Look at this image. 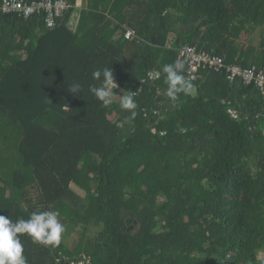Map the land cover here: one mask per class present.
<instances>
[{
  "label": "trees",
  "instance_id": "trees-1",
  "mask_svg": "<svg viewBox=\"0 0 264 264\" xmlns=\"http://www.w3.org/2000/svg\"><path fill=\"white\" fill-rule=\"evenodd\" d=\"M65 1L54 29L0 15V215L65 228L21 234L27 264H264V97L204 70L172 100L164 72L182 45L264 70V0ZM105 67L134 117L89 92Z\"/></svg>",
  "mask_w": 264,
  "mask_h": 264
},
{
  "label": "clouds",
  "instance_id": "clouds-1",
  "mask_svg": "<svg viewBox=\"0 0 264 264\" xmlns=\"http://www.w3.org/2000/svg\"><path fill=\"white\" fill-rule=\"evenodd\" d=\"M182 69V62L164 66V72L167 73V95L172 100L177 98L178 93L187 94L192 89L191 82L181 74ZM92 78L100 82L99 86L92 85L89 87V92L98 101L108 106L113 103L115 96H119L120 108L129 111L133 117L136 115L134 110L137 108V104L132 92L127 95L124 93L117 95L114 91L117 88V83L112 68L96 69L92 72ZM78 92H80V85L74 84L71 93L76 94ZM58 216L59 213L56 211L33 212L29 219H19L13 223L8 217L0 215V264H27L23 244L19 238L21 234H27L33 242L43 245H59L65 228L59 222Z\"/></svg>",
  "mask_w": 264,
  "mask_h": 264
},
{
  "label": "built area",
  "instance_id": "built-area-1",
  "mask_svg": "<svg viewBox=\"0 0 264 264\" xmlns=\"http://www.w3.org/2000/svg\"><path fill=\"white\" fill-rule=\"evenodd\" d=\"M69 8L65 0H39L37 2L25 3L23 0H2L0 1V15H14L18 19H30L42 16L48 29L56 27L58 20ZM133 32L128 31L127 39L133 37ZM172 49V42L167 44ZM177 50L178 59L185 69V79L191 83L200 77V72L208 70L214 73L225 74L226 80L230 83L240 82L243 86H254L259 94L264 97V70L256 67L243 68L237 65H226L216 55L203 50H197L189 45H182ZM157 78L158 73L151 78ZM231 118L237 119L238 114L234 110H227Z\"/></svg>",
  "mask_w": 264,
  "mask_h": 264
},
{
  "label": "rangeland",
  "instance_id": "rangeland-1",
  "mask_svg": "<svg viewBox=\"0 0 264 264\" xmlns=\"http://www.w3.org/2000/svg\"><path fill=\"white\" fill-rule=\"evenodd\" d=\"M240 42L243 45L252 44L258 49H261V48L264 49V28H257L249 34L242 35ZM116 94L122 95L120 91L116 92ZM115 98L116 100L120 101L119 96H115ZM75 192L79 195H82L81 193L76 191V189H75ZM68 247L71 249L72 253H80L81 251V243L78 242V239L76 236H72L68 240Z\"/></svg>",
  "mask_w": 264,
  "mask_h": 264
},
{
  "label": "crops",
  "instance_id": "crops-1",
  "mask_svg": "<svg viewBox=\"0 0 264 264\" xmlns=\"http://www.w3.org/2000/svg\"><path fill=\"white\" fill-rule=\"evenodd\" d=\"M81 5H82V0H77V2H76V6H77L78 8H80Z\"/></svg>",
  "mask_w": 264,
  "mask_h": 264
},
{
  "label": "water",
  "instance_id": "water-1",
  "mask_svg": "<svg viewBox=\"0 0 264 264\" xmlns=\"http://www.w3.org/2000/svg\"><path fill=\"white\" fill-rule=\"evenodd\" d=\"M130 221H131L130 219L126 220V224L129 225ZM56 258H57V255H56Z\"/></svg>",
  "mask_w": 264,
  "mask_h": 264
}]
</instances>
